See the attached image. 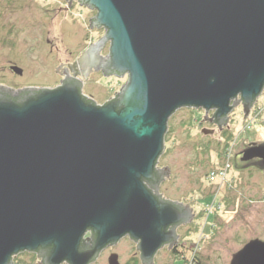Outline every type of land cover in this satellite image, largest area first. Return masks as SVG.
<instances>
[{
  "label": "water",
  "instance_id": "1",
  "mask_svg": "<svg viewBox=\"0 0 264 264\" xmlns=\"http://www.w3.org/2000/svg\"><path fill=\"white\" fill-rule=\"evenodd\" d=\"M80 1L97 10L91 27L106 29L83 52L82 75L110 42L104 74L129 78L103 104L78 78L0 85V264L39 248H48L45 264H89L127 234L153 264L192 213L145 182L157 190L169 117L187 106L206 119L212 109L222 127L238 104L248 117L264 88V0ZM255 157L264 160V141L246 144L242 159ZM88 230L94 245L82 250ZM230 264H264V240L248 241Z\"/></svg>",
  "mask_w": 264,
  "mask_h": 264
},
{
  "label": "rangeland",
  "instance_id": "2",
  "mask_svg": "<svg viewBox=\"0 0 264 264\" xmlns=\"http://www.w3.org/2000/svg\"><path fill=\"white\" fill-rule=\"evenodd\" d=\"M96 14L97 10L87 5L69 8L65 0H0V85L19 89L60 84L63 68L105 35L104 27L90 25L89 19ZM67 22H74L76 33ZM109 49L107 42L101 54L107 56ZM11 64L21 67L23 74L14 72ZM128 78L127 74L105 75L91 68L87 79L82 75V88L103 104ZM254 108L259 116L246 118L243 105L235 106L228 115L225 133L205 119L204 108L180 107L169 117L164 151L157 163L159 169L169 168V176L165 175L157 190L190 206L194 214L190 227L185 224L179 228L182 254L162 247L155 264H230L232 255L248 241L264 240V171L232 167L221 185L208 178L213 164L223 161L217 150L229 137L234 139L229 146L230 151L234 147L233 156L248 142L264 141V88ZM212 113L211 109L208 117ZM122 239L114 247L121 263L142 264L136 243L126 236ZM34 262L30 252L15 257V264Z\"/></svg>",
  "mask_w": 264,
  "mask_h": 264
},
{
  "label": "flooded vegetation",
  "instance_id": "3",
  "mask_svg": "<svg viewBox=\"0 0 264 264\" xmlns=\"http://www.w3.org/2000/svg\"><path fill=\"white\" fill-rule=\"evenodd\" d=\"M66 2H67V4L69 3L70 5H69V8H71V5H80V6H82V3H81V1L80 0H65ZM72 21H74V19H72ZM76 22V21H75ZM72 23V31L73 32H75L76 30H75V24H74V22H67L66 24H71ZM68 26H71V25H68ZM76 33V32H75ZM47 42H50V40L49 39H47ZM55 43V42H54ZM53 43H51V45H52ZM92 44V43H91ZM90 44V45H91ZM101 56H102V58H97L96 59V62H95V67L93 68V70H96V71H98V72H102V73H104V70H103V68H102V62H103V57H104V55H102L101 54ZM11 65H14V64H11ZM11 65H10V67H11ZM69 66L68 67H65L64 68V70H63V72H64V75H63V78L64 79H66V78H68V79H80V80H82V51L79 53V54H77L76 55V58L73 60V62L72 63H70V64H68ZM1 83V82H0ZM59 83H57V84H55V85H53L54 87L55 86H57ZM13 87V86H12ZM14 88V87H13ZM14 89H16V88H14ZM20 89V88H19ZM14 97H17V96H14ZM242 104V103H241ZM214 111L215 110H213V113H212V116H213V114H214ZM212 116H209V117H206V120H208V121H210V122H213V124H215V126L218 128V131L219 132H226L227 131V129L229 128V121H228V119H227V122L225 123V124H223L222 125V127L221 126H219L215 121H211V117ZM229 117V116H228ZM224 132V133H225ZM248 143H250V142H248ZM248 143H246V144H248ZM246 144H244V146L242 147V148H240L237 152H236V155L235 156H233V150H234V147L232 148V151H231V169H232V167H236L237 169H240V170H243V171H245V170H249V169H258V170H262V171H264V160L263 159H261V158H259V157H255V158H253V159H250V160H243L242 159V157H243V151H244V148H245V146H246ZM223 159H224V156H223ZM223 164V161L221 162V165ZM157 171L159 172V176H160V178H159V180H160V182H159V184H161V182H162V180L164 179V177H165V171H161L159 168H158V166H157ZM158 176V177H159ZM231 177V176H230ZM228 181L230 182V180L228 179ZM159 184H158V186H159ZM148 185L153 189V192L155 193V194H157L159 197H162L163 199H166V200H171L170 198H167V197H165L159 190H156L154 187H153V182H150V181H148ZM228 185V184H227ZM184 205V207H190V206H188V205H185V204H183ZM190 209H191V207H190ZM191 212H192V209H191ZM193 212L190 214V213H188V222L187 223H185L186 225H188V227H190L189 225L192 223V220H193ZM185 224H181V225H179L178 227H177V234H178V236H179V238H178V241H177V243H175L173 246H171L170 247V245L169 244H166L164 247L165 248H167V249H172L173 251H177L176 252V254H178V255H180V254H182V251L183 250H181V249H178V246L180 245V243L183 241L182 239V236H181V233H180V231H179V228H180V226H182V225H185ZM126 236V238H128L130 241H132V242H134V243H136L135 245H136V248H137V250L139 251V249H138V242L137 241H135L133 238H131L130 237V235H125ZM124 236V237H125ZM124 237H122V238H124ZM120 239L119 241H117L116 243H110V244H108V245H106L101 251H100V253L97 255V257L93 260V261H91L89 264H95V263H97V262H99L100 260H103L104 262H108V264H110L109 263V258H110V256L112 255V254H114V253H116V254H118V259H119V262H120V264H122L121 263V261H120V255H119V253H117V252H115V250H114V247L119 243V242H121L123 239ZM94 241H95V237H94V235H93V232H92V230H88L87 231V233L83 236V240H82V242H81V246H80V248L83 250V249H87V248H91L93 245H94ZM183 243V242H182ZM48 251V248H39L38 249V251H35V252H30V253H33L34 254V256H35V264H45V262H44V254L46 253ZM25 252H28V251H25ZM158 252V251H157ZM23 253V252H22ZM139 253V257H140V251L138 252ZM19 254H21V253H19ZM156 255H157V253L155 254V256H154V260H153V264H155V262H156V260H155V257H156ZM18 256V254L16 255V256H14V259H13V261H14V264H15V257H17ZM140 259H141V257H140ZM141 263L143 264V262H142V259H141ZM61 264H69L68 262H66V261H64V262H62ZM145 264V263H144ZM146 264H148V263H146ZM150 264V263H149Z\"/></svg>",
  "mask_w": 264,
  "mask_h": 264
},
{
  "label": "built area",
  "instance_id": "4",
  "mask_svg": "<svg viewBox=\"0 0 264 264\" xmlns=\"http://www.w3.org/2000/svg\"><path fill=\"white\" fill-rule=\"evenodd\" d=\"M88 96V95H86ZM89 98H92L90 96H88ZM231 168V151L229 150V148L227 149V151L224 154V159H223V164L218 167V168H214L213 170H211L208 174V178L211 179H216L218 184L221 185L223 182L226 181V179L228 178V172ZM212 211V210H210Z\"/></svg>",
  "mask_w": 264,
  "mask_h": 264
},
{
  "label": "trees",
  "instance_id": "5",
  "mask_svg": "<svg viewBox=\"0 0 264 264\" xmlns=\"http://www.w3.org/2000/svg\"><path fill=\"white\" fill-rule=\"evenodd\" d=\"M88 100H90V99H88ZM253 111V112H252ZM252 111H251V113L248 115V117L250 116V115H254L255 114V118H257L259 115H258V112H257V109L256 108H254V109H252ZM248 117H246V118H248ZM234 139L233 138H231V137H229L228 139H227V141L224 143V144H221V146H220V148L217 150V152L219 153V155H221V157H223L224 156V154H225V152L227 151V149L229 148V146H230V144L232 143V141H233ZM214 168H217L219 165L221 166V163L220 162H215L214 164ZM147 184H148V182L147 181H145ZM186 261V260H185ZM188 262V261H187ZM187 262H184V263H187Z\"/></svg>",
  "mask_w": 264,
  "mask_h": 264
},
{
  "label": "bare ground",
  "instance_id": "6",
  "mask_svg": "<svg viewBox=\"0 0 264 264\" xmlns=\"http://www.w3.org/2000/svg\"><path fill=\"white\" fill-rule=\"evenodd\" d=\"M149 186V185H148ZM150 187V186H149Z\"/></svg>",
  "mask_w": 264,
  "mask_h": 264
}]
</instances>
